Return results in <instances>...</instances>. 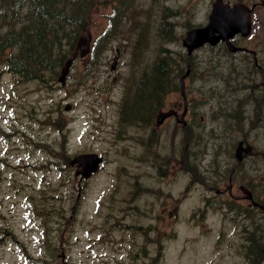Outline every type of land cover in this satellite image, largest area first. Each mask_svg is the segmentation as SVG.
<instances>
[{"label":"rangeland","instance_id":"1","mask_svg":"<svg viewBox=\"0 0 264 264\" xmlns=\"http://www.w3.org/2000/svg\"><path fill=\"white\" fill-rule=\"evenodd\" d=\"M235 1L239 0H228ZM123 2L114 15L120 0H105L93 8L84 41L76 51L78 59L63 84L58 81L60 66L57 73H46V80L20 78L5 66L18 51L0 54V126L5 131L18 129L12 143L0 136V264H231L219 257L226 243L238 241L229 233L230 222L220 219L211 205L202 218L195 215L207 192L192 189L179 200L177 216L169 213L188 178L177 166L178 155L186 154L184 136L173 135L175 143L170 146V136L160 135L156 157L173 156L174 160L168 157L165 166L162 159L156 162L157 175L148 162L136 160L141 147L128 136L135 132L117 124V97L110 92L112 87L118 91V83L123 82L128 87L126 97H131L134 85L141 79L140 84L147 83L155 62L159 72L166 70L168 62V93L178 82L177 69L186 63L183 29L205 20L211 0ZM169 20L175 23L177 35ZM261 25L264 29V21ZM8 29L15 26L0 22V35ZM104 29L94 55L84 52L80 57L83 44L95 45ZM116 48L120 59L111 71ZM207 51L205 47L195 53L196 63ZM238 69L242 76L240 64ZM142 90L135 96L134 88L131 97L137 111L159 96V89L152 86L148 90L154 97L144 99ZM176 95L178 91L170 92L165 100ZM28 135L49 139L53 157L29 140L27 147ZM239 137L230 136L227 141ZM203 138L217 143L210 136ZM247 138L251 141L252 136ZM257 143H263L259 135ZM88 151L103 156V167L77 189L75 165L67 161ZM211 157L208 147L198 168L208 167L211 173ZM194 162L191 157L188 165ZM118 169L122 178L116 175ZM137 183L144 189L136 191ZM44 203V209L38 210ZM220 233L227 234L223 240ZM154 243H161L160 250Z\"/></svg>","mask_w":264,"mask_h":264},{"label":"flooded vegetation","instance_id":"2","mask_svg":"<svg viewBox=\"0 0 264 264\" xmlns=\"http://www.w3.org/2000/svg\"><path fill=\"white\" fill-rule=\"evenodd\" d=\"M212 2L213 0L210 7ZM250 5L251 25L248 34L237 32L224 37L221 33L214 32L213 43L205 42L190 53L184 51L188 57L186 63L181 64V71L185 74L184 90L180 89V82L177 79L178 84L175 81L169 92H166L169 94L178 91L179 95L167 101L165 100L167 94L164 95L161 106L159 97H156L153 106L151 104L143 106L137 111L133 108L132 98L126 97L128 87L123 82L118 83V91L113 87L110 91L113 98L117 97L116 106L119 109L117 124L124 130L130 129L135 132L129 133L128 136L141 147L136 156L139 163L148 162L153 167L162 159L161 166H165L164 162L170 156L156 157L160 135L170 136L167 139L170 146L175 143L173 135L184 136L186 154L178 155L177 166L188 178L180 194L174 197L176 202L174 211L169 213L177 216L179 200L183 196L187 197L186 194L192 189L199 190L203 195L207 192L201 199L202 205L194 212L202 218L211 205L219 213L220 219L230 222L232 229L229 233L236 235L238 241L226 243L219 257L231 261V264H264V29L261 25L264 21V0H251ZM210 7L203 22L191 23L184 27L181 38L188 29L202 26L207 22ZM169 23L177 35L175 23L171 20ZM229 42L233 48H229ZM205 47L208 48L205 57L198 60L201 63H196L195 53ZM116 53L119 54L117 58L119 61L118 48L115 49L111 60ZM235 54L240 57L236 58ZM238 64L244 69L242 76ZM5 66L6 70L11 71L8 65ZM182 73L178 77L183 75ZM189 78L191 83L187 84ZM211 80L214 84L209 83ZM55 129L61 134L59 127ZM17 130L15 126L12 131H5L0 126V136L11 139L12 143ZM117 134L120 135V131ZM235 135L240 137L232 139L231 142L227 141L228 137ZM258 135L262 137L263 143H257ZM203 136H210L217 140V143L213 141L209 144ZM248 136H252L251 141L248 140ZM28 140L43 148L49 143V139L33 138L28 135L25 143L27 147ZM208 147L212 155L211 173H207L208 167L200 170L197 166V162ZM89 153L96 155H87ZM81 154L85 157L78 156L74 168L77 189L80 188L82 180L86 181L97 173L104 163L103 156L95 151ZM89 156L92 158H87ZM191 157L195 162L188 165ZM173 160V156L170 157V161ZM153 168L158 175L157 168ZM116 171V175L121 177L119 169ZM143 189L144 185L137 183L136 191ZM226 235L220 233V239L223 240ZM154 244L160 250L161 243ZM233 257L241 260L235 261Z\"/></svg>","mask_w":264,"mask_h":264},{"label":"trees","instance_id":"3","mask_svg":"<svg viewBox=\"0 0 264 264\" xmlns=\"http://www.w3.org/2000/svg\"><path fill=\"white\" fill-rule=\"evenodd\" d=\"M100 2L105 3V0H0V22L15 26L8 46L18 51L11 62L16 75L46 80V73H57V67L71 55L93 8ZM123 5L120 0L114 12L118 14ZM166 64V70L159 72L158 64L154 63L151 75L145 80L147 83L134 85L137 88L135 96L143 87L142 97L153 98V92L148 90L152 86L159 89L160 97L163 95L170 81L169 64ZM44 207L45 203L39 209Z\"/></svg>","mask_w":264,"mask_h":264},{"label":"water","instance_id":"4","mask_svg":"<svg viewBox=\"0 0 264 264\" xmlns=\"http://www.w3.org/2000/svg\"><path fill=\"white\" fill-rule=\"evenodd\" d=\"M215 26L219 27L218 30L223 32L221 34L224 37L232 35L235 31H240L244 35L248 34L250 30L248 8L243 3H237L234 5V9L228 11V8L222 7L218 2H215L210 14L209 23L203 27L193 28L186 33L183 44L187 46L188 51L205 40L213 43L214 36L212 37V33L216 28ZM81 41L80 38L78 44L81 43ZM229 48H233V46L229 44ZM64 71L63 69L62 72ZM180 79L182 81L183 76ZM181 87L183 88V83Z\"/></svg>","mask_w":264,"mask_h":264}]
</instances>
